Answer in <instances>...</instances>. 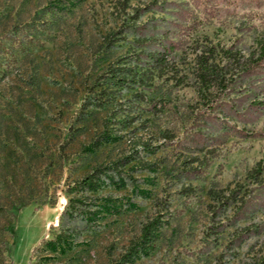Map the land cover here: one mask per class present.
Returning a JSON list of instances; mask_svg holds the SVG:
<instances>
[{"label":"rangeland","instance_id":"obj_1","mask_svg":"<svg viewBox=\"0 0 264 264\" xmlns=\"http://www.w3.org/2000/svg\"><path fill=\"white\" fill-rule=\"evenodd\" d=\"M149 1L0 0L5 264H108L152 217L158 226L132 264H259L264 256V111H248L252 99L264 100V72L241 71L264 35V0H215L210 8L156 0L133 18ZM185 6L194 11L190 24L178 15ZM133 21L157 37L180 35L168 58L175 71L147 72L142 100L130 94L138 86L110 100L104 75L136 51L127 31ZM197 55L219 68L224 87L198 96ZM91 93L102 104L79 114ZM223 121L255 135H223ZM99 134L108 140L92 146ZM140 141L158 148L144 154ZM131 148L138 159L122 175L139 182L93 191L96 203L109 199L98 226L49 248L65 185ZM140 159L148 170H137Z\"/></svg>","mask_w":264,"mask_h":264},{"label":"trees","instance_id":"obj_2","mask_svg":"<svg viewBox=\"0 0 264 264\" xmlns=\"http://www.w3.org/2000/svg\"><path fill=\"white\" fill-rule=\"evenodd\" d=\"M189 1L193 6H196L200 0ZM202 1L209 8L213 7L215 3V0ZM184 4L187 5V3ZM155 6H159L156 4V0H151L144 7L135 8L133 18H137L142 13L152 10ZM188 6L190 7L189 4ZM193 12L194 11H191L185 6L178 15L184 19L183 23L187 22L188 24L195 19ZM179 24L180 23L176 22L173 25L178 32H181V28L184 26H180ZM127 31L128 34L132 36V49L136 51L131 53L133 56H128V60H123L121 65H114L107 68V73L104 75L106 76L105 82H107L106 88H108L106 89V94L111 95L105 97L110 100H113L115 94L120 93L121 89L133 86H138L139 90L131 91V96L136 100H142V89L150 86L144 85L146 79L145 74L147 72H151L153 69L160 72L175 71L168 58L172 52L179 47V34L176 38L172 39L171 34L162 31L160 37H157L153 28H148L144 22L134 23V21L128 24ZM193 70L198 96H202V92L208 90V88L215 84L222 87L226 84L223 83V73L215 64L208 61L207 56L197 55ZM241 71L248 72L249 74L264 72V35L256 39L255 46L249 53L246 62L242 65ZM101 104L102 101L99 96H94L92 93L87 94L80 104L79 114L83 115L85 111L82 109L85 107H99ZM248 111L252 114H258L264 111V100L262 98L252 99L249 102ZM220 120H223V118L220 117ZM125 124L126 123L122 125L124 126ZM219 128L223 135H239L241 137L255 135L254 133L243 131L241 128H236L233 125H228L224 123V121L222 124H219ZM101 140L107 141V136L99 134L98 137L91 140L92 146H97ZM139 144V150L144 154L152 153L158 148V145H149L143 141H140ZM136 159H138L137 150L131 148L127 154L92 165L87 172L83 173L78 179H74L70 185L66 184V200L56 219L58 226L57 231L51 239L44 241L45 244L50 246L49 248L59 244H68L72 236H77L81 232L93 231L98 226L96 223L98 219L97 213L106 210L105 208L108 206L109 199L104 196V203H96V198L98 197L92 194V192L108 186L118 188L124 186L126 181L134 183L139 182L138 178L131 177L129 174H124L125 176L122 175V168L129 161ZM140 163H142V165L139 166L137 170H148L149 163H147V161L140 159ZM130 169L131 167H127L126 171ZM192 170L195 169H185L184 171L190 172ZM1 209H3L2 204H0V211ZM157 226V217H152L145 221L140 226L138 235L129 240L124 250L110 260L108 264H132V260L136 255L144 254ZM2 227L3 226H0V264H5L2 254L5 250V243L2 238ZM259 262V264H264V256H262Z\"/></svg>","mask_w":264,"mask_h":264}]
</instances>
